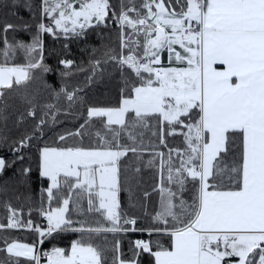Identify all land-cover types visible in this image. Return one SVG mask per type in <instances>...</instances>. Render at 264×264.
Instances as JSON below:
<instances>
[{
  "label": "snow or ice",
  "instance_id": "1",
  "mask_svg": "<svg viewBox=\"0 0 264 264\" xmlns=\"http://www.w3.org/2000/svg\"><path fill=\"white\" fill-rule=\"evenodd\" d=\"M175 2L180 5L179 12L172 7V0L167 5L165 0H143V14L134 4H122L117 16L109 0H43L45 16L65 36H82L94 23H104L111 11L122 30L129 28L136 37H144L141 45L139 39L122 35V47L129 48L130 54L114 57L141 81L133 88L134 95L123 99L121 107L89 108L87 116L106 118L105 126L114 133L113 139L128 131L129 126H147L148 118L155 116L162 118L170 134L183 135L186 144L184 150H170L167 161L164 153L157 154L161 157L162 181L167 166L168 186L162 183L160 187L161 210L154 217L163 227L147 231L167 233L170 249L157 244L153 250L151 241L137 240L133 258L117 256L116 264H140L142 254L150 258L148 264H264V0ZM38 27L40 33L55 35L52 25L41 23ZM13 28L12 24L6 25V30ZM4 43L6 46L0 49L5 61L0 64V97L5 95L3 90L31 80V70L50 71L43 63L39 35L31 45L13 46L6 39ZM177 45L183 54L176 50ZM136 48L143 49L140 55L135 54ZM17 49L29 57L39 49L38 58L30 59L26 66H9L7 61ZM165 50L170 62L186 66H162ZM217 65L224 66V70H218ZM73 98L74 93L67 94L69 101ZM130 112L133 118L127 121ZM178 128L186 131L177 133ZM128 137L134 139L133 133L128 131ZM237 137L242 149L240 162L229 165L225 157ZM29 139L22 140L20 146L26 147ZM129 151L137 149L119 144L115 150L111 146L103 150L43 147L40 176L50 182L45 190L48 208L41 210L47 227H35L31 220L22 222L17 210L9 207L8 223L0 224V229L27 227L38 233L39 244L55 239L54 233L69 231H145L135 227V219H124L122 223L118 212V161ZM5 167L6 161L0 158V173ZM24 171L27 174L31 170ZM189 183L191 203L183 198ZM83 200L89 212L100 213L110 225L86 227L73 220L70 205L80 210ZM53 201H57L55 207ZM5 244L0 251L16 258L12 264H20L19 258L28 264H41L42 255L48 264H103L101 251L82 239L71 244L69 253L60 247L41 253L36 245Z\"/></svg>",
  "mask_w": 264,
  "mask_h": 264
},
{
  "label": "trees",
  "instance_id": "2",
  "mask_svg": "<svg viewBox=\"0 0 264 264\" xmlns=\"http://www.w3.org/2000/svg\"><path fill=\"white\" fill-rule=\"evenodd\" d=\"M168 2L165 0L166 5ZM142 3L143 0H109L117 16L122 4L126 7L134 4L143 14L145 10L140 7ZM172 7L180 11V5L175 0H172ZM129 15L134 17L135 13L130 12ZM41 23L54 28L52 20L44 14L43 0H0V49L6 46L5 39L13 46L18 43L31 45L39 35L43 63L50 69L48 72L31 70V80L22 85H14L13 89L3 90L5 95L0 97V158L6 161V167L0 173V224L8 223L11 207L17 210L22 222L31 220L33 225L46 226L41 210L48 208L45 190L50 182L40 176V150L43 147L103 150L111 146L115 150L119 144L121 147L137 149L136 152L129 151L120 162L121 222L124 219H135V227L145 231L54 233L55 239H46L44 248L60 247L69 253L71 244L82 239L101 251L103 264H116L117 256L125 260L132 259L136 251L135 241L139 239L151 241L153 250L157 244L170 249L171 238L167 233L153 231L149 234L147 231L163 226L154 219L161 210L162 196V185H158L157 163L155 168L146 167L149 159L157 157L158 153L184 150L186 146L183 135L170 134L162 118L153 116L148 118L145 127L129 126L128 131L133 133L134 139H129L128 131H122L117 139H113L114 133L105 126V118L90 119L87 116L89 108H117L123 99L133 96V88L139 86L141 81L114 57L122 58L130 54L129 48L122 47V35L130 36L133 40L139 39L141 45L144 43L143 35L136 37L129 28L122 30L111 11L104 23L88 27L79 37L72 34L65 36L55 28V35L40 33L38 26ZM8 24L15 28L6 30ZM142 51V48H136L135 54L140 55ZM38 52L29 57L23 50L17 49L7 63L9 66H26L30 59L38 58ZM62 61H70L71 64L66 66ZM4 62L0 56V64ZM68 93H74L72 101L67 99ZM32 112L35 115H30ZM132 118L133 114L128 113L127 121ZM110 127L119 129L116 125ZM184 131L186 129H177V133ZM76 132L81 135H75ZM97 133L100 135L97 136ZM62 135L66 139L60 140ZM26 137L31 139L26 141V147H21L20 142ZM234 144L225 157V163L229 165L240 162L242 149L238 137ZM21 156L23 159L19 158ZM25 169L31 171L25 174ZM187 187L183 198L191 203V183ZM56 205L57 201H53L52 206ZM70 208L69 215L73 220L80 221L86 227L110 225L100 213L87 210L86 200L81 202L80 210L71 205ZM39 240L38 233L32 230L0 229V249L6 247L5 241L39 246ZM15 259L5 251H0V261L5 264H12ZM149 259L147 254H142L139 257L140 264H148Z\"/></svg>",
  "mask_w": 264,
  "mask_h": 264
},
{
  "label": "crops",
  "instance_id": "3",
  "mask_svg": "<svg viewBox=\"0 0 264 264\" xmlns=\"http://www.w3.org/2000/svg\"><path fill=\"white\" fill-rule=\"evenodd\" d=\"M107 19V18H106ZM94 25H97V24H93V26ZM176 47V50L177 51H180L182 54H183V50L182 49H180L179 48V46L177 45V46H175ZM161 65L162 66H164V67H169V66H173V67H184V66H186L185 64H181V63H179V62H176L175 60H172L171 62L169 61V54H168V52L165 50L162 54H161ZM217 67V69L218 70H224V66H221V65H217L216 66ZM133 95H134V93H133ZM121 106H122V103H121ZM120 106V107H121ZM131 113V112H130ZM106 119V118H105ZM116 126H118V125H116ZM185 146H186V144H185ZM168 154H169V151H167V152H165L164 153V157H163V159L165 160V161H167V159H168ZM124 158V156L123 157H121L120 159H119V161H118V169H119V171H120V162H121V160ZM172 158H173V162L175 163L176 161H177V157H176V155H175V152H173L172 153ZM151 161V163H149ZM160 161H161V157H159V156H157V157H154V158H151V159H149V162L147 163V167L146 168H151V167H154L155 168V165H156V163H157V170L159 171L158 172V185H159V187L162 185V183L164 184V186H165V184L167 183V180H166V175H167V172H163V176H164V179L165 180H163L162 181V170H161V168H160ZM226 162V161H225ZM119 171H118V180H119V191H120V173H119ZM163 171H167V166L165 165V168L163 169ZM168 186V185H167ZM117 196H118V204H119V192H118V194H117ZM118 212H119V208H118ZM5 229V228H4ZM7 229H10V228H7ZM25 229H28L29 230V228H25ZM25 229H23V230H25ZM135 232V231H134ZM40 238V237H39ZM143 240V239H142ZM18 243H20V242H18ZM24 244V243H23ZM37 248H38V246H37ZM20 259V264H28V262L24 259V258H19Z\"/></svg>",
  "mask_w": 264,
  "mask_h": 264
},
{
  "label": "built area",
  "instance_id": "4",
  "mask_svg": "<svg viewBox=\"0 0 264 264\" xmlns=\"http://www.w3.org/2000/svg\"><path fill=\"white\" fill-rule=\"evenodd\" d=\"M43 221L46 224V226H44V227L43 226H36V225H34V226L35 227L42 228V229L46 228L47 227V221H46V219H45L44 216H43ZM10 229L23 230L25 228L21 227V228H10ZM140 240H142V239H140ZM45 242H46V239L44 240V243L43 244H39V246H38V251L41 252V253L51 252V250H52V249H45L44 248ZM41 264H48L47 257H45V256L42 255V257H41Z\"/></svg>",
  "mask_w": 264,
  "mask_h": 264
},
{
  "label": "rangeland",
  "instance_id": "5",
  "mask_svg": "<svg viewBox=\"0 0 264 264\" xmlns=\"http://www.w3.org/2000/svg\"><path fill=\"white\" fill-rule=\"evenodd\" d=\"M77 7H78V5H77ZM43 8H44V4H43ZM45 14V13H44ZM50 18V17H49ZM51 19V18H50ZM117 200H118V196H117Z\"/></svg>",
  "mask_w": 264,
  "mask_h": 264
},
{
  "label": "bare ground",
  "instance_id": "6",
  "mask_svg": "<svg viewBox=\"0 0 264 264\" xmlns=\"http://www.w3.org/2000/svg\"><path fill=\"white\" fill-rule=\"evenodd\" d=\"M140 240V239H139Z\"/></svg>",
  "mask_w": 264,
  "mask_h": 264
}]
</instances>
